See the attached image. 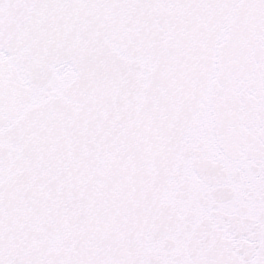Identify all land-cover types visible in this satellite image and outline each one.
Returning a JSON list of instances; mask_svg holds the SVG:
<instances>
[{
	"label": "snow or ice",
	"instance_id": "1",
	"mask_svg": "<svg viewBox=\"0 0 264 264\" xmlns=\"http://www.w3.org/2000/svg\"><path fill=\"white\" fill-rule=\"evenodd\" d=\"M0 264H264V0H0Z\"/></svg>",
	"mask_w": 264,
	"mask_h": 264
}]
</instances>
